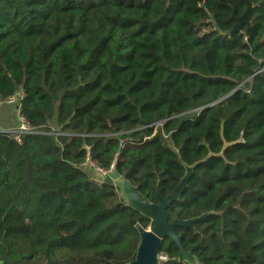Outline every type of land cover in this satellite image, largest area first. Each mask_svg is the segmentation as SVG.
<instances>
[{
    "label": "trees",
    "instance_id": "16d2710c",
    "mask_svg": "<svg viewBox=\"0 0 264 264\" xmlns=\"http://www.w3.org/2000/svg\"><path fill=\"white\" fill-rule=\"evenodd\" d=\"M17 93L31 133L0 132V264L134 260L149 222L86 158L151 204L193 168L168 221L209 215L183 249L264 264V0H0V102ZM178 255L165 240L160 264Z\"/></svg>",
    "mask_w": 264,
    "mask_h": 264
},
{
    "label": "water",
    "instance_id": "95a60500",
    "mask_svg": "<svg viewBox=\"0 0 264 264\" xmlns=\"http://www.w3.org/2000/svg\"><path fill=\"white\" fill-rule=\"evenodd\" d=\"M249 9L250 6L248 5L246 13L237 21L236 26L233 28V33L238 32L243 26L248 28L247 17ZM15 110L18 111L19 108L16 107ZM192 172L193 168L185 167V175L174 188L172 194L166 199H161L157 194L156 204H151L142 198L136 188L132 187L115 172L102 181L106 186L113 187L118 191L120 205L123 204L134 210L149 222V226L146 229L140 227L137 223H132L139 233L140 240L135 258L128 264H160L159 251L165 240H168L169 244L178 250V262L183 264H199L197 259L190 252H186L181 246L180 239L176 235V229L183 228L194 232V225L209 214H204L193 220H174L172 222L168 221L166 215L167 210L179 200L180 195L186 190Z\"/></svg>",
    "mask_w": 264,
    "mask_h": 264
},
{
    "label": "built area",
    "instance_id": "2783aa9c",
    "mask_svg": "<svg viewBox=\"0 0 264 264\" xmlns=\"http://www.w3.org/2000/svg\"><path fill=\"white\" fill-rule=\"evenodd\" d=\"M22 99V94L17 93L14 96L8 98L7 100L0 102L1 104L12 107L14 109L16 118H17V127L16 129L10 130V131H0V132H5L11 134L16 141H19L20 137L25 134L31 133V129L27 122L20 116L19 110L16 111L15 108H19V102ZM80 168L82 170H92L94 171L101 179L102 181L106 178L109 177L112 173H114V165H110V167L107 170H102L95 166L89 158H86L84 162L80 165ZM161 261H165V258L162 256H159Z\"/></svg>",
    "mask_w": 264,
    "mask_h": 264
},
{
    "label": "crops",
    "instance_id": "0c3cea01",
    "mask_svg": "<svg viewBox=\"0 0 264 264\" xmlns=\"http://www.w3.org/2000/svg\"><path fill=\"white\" fill-rule=\"evenodd\" d=\"M6 106V105H4ZM9 107V106H8ZM1 108V106H0ZM0 116H4L6 119H10L9 122L7 123H4L2 121V118L0 117V128H4V129H11V130H14L16 127H17V118H16V115H15V112H14V109H12V115L10 114L9 112V109L6 108V107H2V109L0 110ZM54 121H55V118H54ZM85 172V174L93 181H96V182H100L95 176H89L87 174V171L86 170H83Z\"/></svg>",
    "mask_w": 264,
    "mask_h": 264
},
{
    "label": "rangeland",
    "instance_id": "374dc122",
    "mask_svg": "<svg viewBox=\"0 0 264 264\" xmlns=\"http://www.w3.org/2000/svg\"><path fill=\"white\" fill-rule=\"evenodd\" d=\"M2 107H6V108H8L9 109V112H10V114L12 115V107H8V106H4L3 104H1V108H0V110L2 109ZM1 115V114H0ZM1 118H2V121L4 122V123H7V122H9L10 121V119H6L3 115L2 116H0ZM50 125H51V128L53 129V130H57V128H56V124H55V121H54V119L51 121V123H50ZM16 129V128H15ZM14 129V130H15ZM11 129H4V128H0V131H10ZM13 130V131H14ZM168 146L170 147L171 145H170V143H168ZM86 170V169H85ZM87 171V174L89 175V176H95L99 181H100V183H102V179L94 172V171H92V170H86Z\"/></svg>",
    "mask_w": 264,
    "mask_h": 264
}]
</instances>
